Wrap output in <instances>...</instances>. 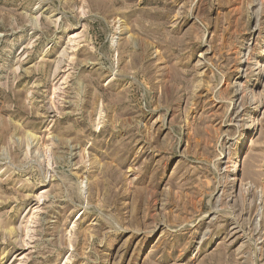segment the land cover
I'll return each mask as SVG.
<instances>
[{
	"label": "rangeland",
	"instance_id": "374dc122",
	"mask_svg": "<svg viewBox=\"0 0 264 264\" xmlns=\"http://www.w3.org/2000/svg\"><path fill=\"white\" fill-rule=\"evenodd\" d=\"M0 264H264V0H0Z\"/></svg>",
	"mask_w": 264,
	"mask_h": 264
}]
</instances>
